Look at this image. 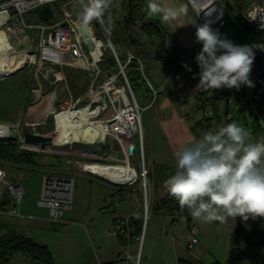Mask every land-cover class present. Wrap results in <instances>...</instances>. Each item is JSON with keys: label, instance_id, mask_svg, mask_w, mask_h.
Instances as JSON below:
<instances>
[{"label": "rangeland", "instance_id": "374dc122", "mask_svg": "<svg viewBox=\"0 0 264 264\" xmlns=\"http://www.w3.org/2000/svg\"><path fill=\"white\" fill-rule=\"evenodd\" d=\"M222 1L226 5H232L235 10L238 8L245 10L251 4L262 3L264 0ZM69 10L74 18H78L80 11L76 4H72ZM234 14H236L235 11ZM60 18L61 14L56 9L53 20ZM133 18L139 21L140 14L138 11L134 12ZM26 20L27 22H40V10L29 12L26 15ZM95 30L97 36L102 37V33L97 28ZM249 33L251 37H254L253 33L250 31ZM221 34L222 36L226 34L232 40L234 39L236 43H247V39L240 29L236 25L231 24L229 15H227V25L223 28ZM116 35L118 39L122 40L117 43V51L123 60H126L128 48L130 47L142 62L144 73L151 83L157 85L160 80L166 79L170 80L168 84L173 83L172 91L168 93L169 90H167V92L162 93L156 101H154L152 94L148 92L144 83H141L137 90L135 89V98L140 105H144V100L147 104H151L150 108L143 111L141 128L146 158L153 165L167 166L171 170L176 169L175 152L180 146L193 141V139L200 138L205 133L202 125H208L210 131H216L219 127L224 126L223 120L221 121L217 114L219 116L225 114L227 100L225 94L230 98L229 118L239 120L240 123L238 125L242 128L244 127V114L241 109L245 104V100L241 90L227 88L212 90L199 86V68L195 62V57L201 50V44L189 53L180 52L191 61L190 68L192 69V71H186L181 75L177 71L178 67H173L169 61L157 59L156 52L161 43L159 35H152L149 31L141 30L137 27L132 28L129 32L122 29ZM117 37L115 38L117 39ZM133 39L136 40V44L131 42ZM103 42L105 49L108 50H104V53L107 54L106 58L103 63L99 64L102 68L107 66L108 53H112V50L107 47V42L105 40ZM35 45L37 44L35 43ZM66 61L71 63L68 59ZM135 63L137 66L138 63L136 61ZM44 68L39 67L37 64L29 65L15 75L0 81V123H21L35 129L39 134L51 136L54 139L57 133H55V120L52 113H54L53 111H59L62 107L65 108L68 105L69 98H64L67 93L65 88L62 87L64 84H61L53 73L46 74ZM102 68L101 70H103ZM55 69L56 73L61 77L65 76L68 82L73 81L76 83L78 80H82L84 84L90 78L89 74L83 72L85 70L75 66L67 65L63 66V68L56 66ZM113 74L117 73L113 72ZM98 82L103 83L104 81ZM188 85L189 89H187ZM84 86L80 89H71L75 99L87 96L89 86L88 84ZM112 86L113 84L111 83L104 85V90L106 88L109 90ZM114 90L109 92L111 93ZM109 92L106 90V92L102 93V101L107 100ZM53 93H55V98L52 100V113L46 112L43 115L44 113L38 103H40L42 98L45 96L49 97ZM90 101V99H86L85 102L81 103V106L87 105ZM165 101L168 104L160 106ZM94 106L97 105L94 104ZM112 111L113 109L110 107L99 118H109ZM209 111H214L216 115L207 117L205 112ZM164 121L168 122V125L163 126L162 122ZM173 123H176L175 134L170 135L174 128ZM176 136L179 139L175 138ZM135 141L139 145L138 136L135 137ZM21 150L35 153L40 162V167L31 169L24 182L27 193L23 200V209L25 213L34 215L43 213L44 216H47L45 211L37 209L36 206L45 168L65 165L64 168L57 169L54 167L53 169L60 171L72 170L73 167L69 162L77 159L83 163L93 160L102 164L124 166L123 162L115 159H98L100 157L98 155H93L97 159L92 158L91 155L90 159H87V157H80V154L76 152L66 153L60 150L42 149L41 147ZM152 164L150 166L151 171L153 169ZM74 177L73 210L65 215L63 222H23L26 228L25 234L37 243L47 245L53 254L56 264H108L123 259L127 244H122L120 238L113 235V220L120 215H127L129 212L139 210L134 201L135 194L132 195L130 200H125L122 203V208L117 210L109 203L111 193L114 192L112 186L103 184L99 179H93L81 174L74 175ZM8 196L9 194L6 195V198ZM153 204L154 199L150 205V218L146 225L143 224L145 226V238L142 250V264H176L173 253H175V249L177 251V244L184 239L188 220L180 217L178 218V224L173 225L174 221L170 215L161 211H153ZM166 217H168V223L163 226L162 223ZM190 218V223L193 222L199 227L201 224H209L205 230L206 242L188 250L186 248L187 253H191V255L196 253L198 258L201 259H193L191 264H210L215 260H222L223 230L226 226L235 225L237 218L235 220L230 217L224 222L215 221L211 223H203L194 219L191 215ZM249 222L252 223V221ZM198 240L202 242V236H198ZM137 246V243L132 241L130 249L132 255H135ZM238 246L239 243L236 241V248ZM12 264L39 263L32 261L31 257L17 254L13 256Z\"/></svg>", "mask_w": 264, "mask_h": 264}, {"label": "built area", "instance_id": "2783aa9c", "mask_svg": "<svg viewBox=\"0 0 264 264\" xmlns=\"http://www.w3.org/2000/svg\"><path fill=\"white\" fill-rule=\"evenodd\" d=\"M186 1L191 6L199 25L210 23L214 30L222 33L223 28L227 25V15H229L231 24L236 25L240 29L247 39V43H235L231 38L226 36V34H224L223 37L231 40L235 45L257 46L253 49L255 52V59L249 77L253 83V87L241 85L239 90L243 92L245 100L243 106V128L249 133V141L255 142L260 138H264V29L260 27V20H264V1L262 3H253L247 9L243 10L241 15L242 24L231 13L228 6L224 4L222 0H213L220 8V12L217 14L212 10L207 11L204 9L203 5L206 0ZM141 2L143 10L146 12V0H142ZM77 3H79V0H0V32L5 33L7 35V40L12 44L10 50L0 53V64L3 58L10 62L9 65H6L5 71H0V81L15 75L29 65L37 64L39 67H45L46 74L53 73V75L57 77V80L61 84H64L62 87L65 88L67 92L64 98H69L68 105L54 112L60 113L64 109L74 110L80 108L79 104L84 99H90V105L96 104L102 107V110L99 111V117L110 107L113 109L109 118L100 120L121 126L122 129L118 127L116 130L121 131V137L124 142L117 139V137H113L111 133L108 135L106 141V155L99 154L98 156L100 157L98 159H115L123 162L131 166L132 175L122 181L115 180L119 183L126 184L117 186L111 185L117 192L111 197L109 203L119 210L122 208V203L125 200H130L133 194H139V199L137 200L139 210L134 211L129 217L118 216L114 219L113 235L117 238H125L127 241V248L124 253V258L112 264H141L145 238L144 225L147 224L150 218V205L154 199V180L152 171L150 170L152 163L146 158L141 119L143 111L150 108L151 104L145 103L144 105H140L137 102L133 89L126 76V66L131 61H136L138 63V70L144 75V79L147 82L154 101L158 99L160 94L165 93L168 89L166 85L156 87L151 83L144 73L142 62L134 53L128 52L127 62L126 64H122L103 21H93L89 26L95 47L97 48L96 40H100L102 43L98 60H95L93 57V52L95 50H87L79 31L80 24L78 23V18H74L69 10L72 4ZM43 6H49L52 9L53 17L57 9L61 14V18L53 20L52 17L49 21L41 20L38 23L27 22L26 15L33 10H40ZM252 18L256 20H252ZM96 28L102 33V37L97 36L95 32ZM249 31L254 34V37L250 36ZM103 40L107 42V47L112 50L118 63L119 72L117 74H108L99 67L106 48ZM35 43L37 45H35ZM20 54L27 56L34 55L35 61L32 62L31 59H29L20 69H15L13 63H15V59ZM13 58H15L14 62ZM66 59L70 60L71 63H67ZM76 62L83 64L80 69L89 72L90 85L87 96L85 95V97H78L75 99L68 84L65 82V77L59 76L56 73L55 67H63L70 64L78 68ZM183 65H188V62ZM183 65L177 68L179 74H184L187 71ZM120 76L123 78V83L120 80ZM98 81L104 82L99 83ZM109 83L113 84V86L109 90L106 88L107 91L109 92L115 89L113 92H109L108 97L112 98V101L109 103H105L104 101L94 102L93 100L95 97L101 98L102 93L106 92L104 90V85ZM188 88L189 86H187V89ZM95 91L96 94L94 95ZM205 115L207 117H212L213 111L205 112ZM236 121L238 124L240 123L239 120ZM256 130H258V132H256ZM12 132L17 134V142L20 144L21 149L31 148L24 145L23 140L25 132L39 134L35 129L29 128L21 123H0V141H8ZM136 136L139 137V145L136 144ZM130 146L134 148L132 153L129 151ZM80 157H87V159H90V155L80 154ZM91 157L96 158L93 155H91ZM69 163L73 167L72 170L60 171L53 168L44 169L41 191L36 206L37 209L46 212V221L62 223L65 215L73 210L74 175L81 174L93 179H99L103 182L108 180L103 177L101 173H97L90 168V166H95L94 164L101 163L93 160L83 163L79 161V159ZM30 171V168L13 166L0 160V207L7 201L13 204L8 210L0 208V217L31 220L39 219V217L34 214L25 213L23 209V200L27 193L24 182ZM165 181L162 185L164 191L168 193ZM7 194H9V196L6 198ZM140 221L144 224H142L141 231L133 234L136 229V223ZM198 236L199 229L196 226H192L187 237V247L195 246L198 243ZM132 241H135L138 245L135 255H132L130 250ZM259 264H264V244L260 248Z\"/></svg>", "mask_w": 264, "mask_h": 264}, {"label": "clouds", "instance_id": "9594fccd", "mask_svg": "<svg viewBox=\"0 0 264 264\" xmlns=\"http://www.w3.org/2000/svg\"><path fill=\"white\" fill-rule=\"evenodd\" d=\"M79 3L78 23L87 29L93 21H103L114 0ZM185 11L183 5L172 7L146 0L147 14H159L169 24ZM260 21L264 29V20ZM195 35L202 45L195 57L199 86L212 90L253 87L249 77L257 46L235 45L210 23L197 25ZM183 67L192 71L188 65ZM248 137L249 133L233 121L180 146L174 154L176 171L165 181L168 194L203 223L224 222L230 217L243 221L264 218V138L251 142Z\"/></svg>", "mask_w": 264, "mask_h": 264}, {"label": "trees", "instance_id": "16d2710c", "mask_svg": "<svg viewBox=\"0 0 264 264\" xmlns=\"http://www.w3.org/2000/svg\"><path fill=\"white\" fill-rule=\"evenodd\" d=\"M142 0H132L129 3V0H114V3L105 18L103 19L104 25L108 32V35L111 39V42L116 50V53L122 62V64H126V60H123L117 51V43L122 40L118 39L116 33L120 30H126L129 32L132 28L137 27L141 30L149 31L152 35H159L161 37V43L158 46V50L156 52V57L160 61H165L168 59L172 64L176 65V67H181L186 63L184 59H181L179 56L173 55V46L171 45L172 39H170L169 33H166L161 26H159L153 19V15L149 16L147 12H144L142 8ZM78 10H81V6L79 3L76 4ZM231 13L237 18V20L242 24V12L243 10L238 8L234 9L232 5H227ZM140 14L139 21L134 20L133 14L134 12ZM234 11L236 14H234ZM117 37V39L115 38ZM120 38V37H119ZM122 39V38H121ZM133 44H136V40H131ZM131 43V44H132ZM121 44V43H120ZM108 50V49H105ZM130 50V47L128 48ZM129 52V51H128ZM127 52V53H128ZM106 53L103 55V63L106 58ZM100 63V64H101ZM189 66V62H188ZM102 68V67H101ZM103 71H106L108 74L113 72L118 73L119 67L117 61L113 55V53H108L107 66L102 68ZM84 73L89 74V72L83 71ZM127 79L133 89L135 94V89L140 87L141 83H144L148 89V92L151 93L148 88L147 82L144 79V75L138 70V65L136 66L135 61H131L125 68ZM142 74V77H141ZM90 76V74H89ZM88 76V77H89ZM120 80L123 83V78L120 76ZM73 82V81H72ZM68 82L70 90L80 89L85 87L84 85H90L89 80L85 81L83 84L82 80H78L76 83ZM71 86V87H70ZM189 89V88H188ZM72 91V90H71ZM152 94V93H151ZM161 95V94H160ZM159 95V96H160ZM158 96V97H159ZM226 99H229L228 105V119L227 124L233 121L237 122L236 119H230V98L227 94H225ZM153 98V97H152ZM227 101V100H226ZM243 113V108L241 109ZM216 113L213 111V116ZM220 120L224 122L225 114L219 116ZM204 128L205 132L210 131L208 125H202V129ZM258 132V130H256ZM0 160L4 161L13 166H22L30 169H35L40 167L39 159L35 153L29 151H23L19 148V143L17 141L8 140V141H0ZM69 165V164H68ZM153 165V164H152ZM65 165H57L50 166L48 168H64ZM45 168V169H48ZM152 175L154 180V204L153 211H161L164 214L170 215L173 218V221L176 222L178 218L183 217L187 218L190 222V213L187 209H182L177 201L172 198L168 193L164 191L163 182L173 175L176 169L171 170L167 166L163 165H153L152 167ZM13 204L10 201H7L5 204L0 207L4 210H8L11 208ZM17 219V220H16ZM12 217H0V264H12V258L14 255L20 254L26 257H31L32 261L39 264H56L55 259L53 257L52 252L50 251L47 245H42L37 243L34 239L29 238L26 234L25 224L23 222L36 221L31 219H20ZM142 222L136 223V229L134 234L141 231ZM252 230L247 227L243 222L237 228V230L233 234L232 238V247L230 250V260L229 264H259L260 258V248L264 244V240H262L260 235H257V240H252V237L247 236L244 237V233L251 232ZM243 236V238H242ZM241 238L243 240V244L245 243L248 246V251H246L241 245ZM236 241H238L239 246L236 248ZM120 242L122 244L126 243L125 238H120ZM250 248V249H249ZM112 264V263H108ZM219 264V263H214Z\"/></svg>", "mask_w": 264, "mask_h": 264}, {"label": "bare ground", "instance_id": "6f19581e", "mask_svg": "<svg viewBox=\"0 0 264 264\" xmlns=\"http://www.w3.org/2000/svg\"><path fill=\"white\" fill-rule=\"evenodd\" d=\"M203 7L207 11L212 10L214 13L216 12V14L220 12L219 6L213 0H206ZM11 45L12 44L10 43V41L7 40V35L5 33L0 32V53L2 52L4 53L10 50ZM96 46L97 48L93 52V57L95 60H98L101 47H102V43L100 40H96ZM14 59L15 58H13V62H14ZM29 59H31V61L34 62L35 56L34 55L27 56L24 54H20L15 59V63H13L14 68L20 69ZM102 60H103V57H102ZM6 61L7 60L5 58L1 60L0 71H5L6 65H9L10 62L9 61L6 62ZM76 65L78 68H80L81 65L83 64L80 62H76ZM99 67L101 69V65ZM126 97H127V94H126ZM53 98H55V93H53L49 97L45 96L44 98H42L40 103H38L39 107L41 106V110L44 113L43 115H45L46 112L47 113L52 112L51 109H52ZM85 100L86 99H84L81 103L85 102ZM93 101L94 102L102 101V99L95 97ZM103 101L105 103H109L112 101V98L107 96V100H103ZM81 103L79 104L80 108H76L74 110L64 109L60 113L53 111L54 113L52 114L55 120V127H56L55 133H57L56 137L53 139L54 143L60 145V144H72L76 141L85 142V143H93V142L100 141L103 139L107 141V137L111 133L113 137H117V139L124 142V140L121 137V131L116 130L118 129V127L122 129L121 126H119L118 124H112V123L110 124L102 120H99L100 119L98 118L100 115L99 111L102 110L101 106L90 105V103H88L87 105L81 106ZM29 147L38 148V146H29ZM81 155H89V154H81ZM94 165L95 166H90L91 169H93V171L97 173H101L103 177L111 181H115V180L122 181L124 179H127L128 176L132 175L131 166H128L126 164H123L124 166L109 165V164H104V163L94 164ZM126 244H127V241H126Z\"/></svg>", "mask_w": 264, "mask_h": 264}, {"label": "crops", "instance_id": "0c3cea01", "mask_svg": "<svg viewBox=\"0 0 264 264\" xmlns=\"http://www.w3.org/2000/svg\"><path fill=\"white\" fill-rule=\"evenodd\" d=\"M159 2L165 6L180 7L183 5L186 7V11L183 14H181L180 17L173 24H169L167 22L162 21L159 14L153 15V19L159 26H161L163 28V30L166 33H169L170 39H172V41H171V45L173 46V50H172L173 53L172 54L173 55L175 54V56L181 57V59H184L186 61V63L189 62V67H191V61H189V59L184 57L180 52L189 53L193 49L195 50V48L200 45L196 41V35H195L196 26L199 24L196 20L194 12L186 0H159ZM233 41L235 42L234 39H233ZM128 51L133 53V51L131 49ZM165 61H169V60L166 59ZM172 65H173V67H176V65H174V64H172ZM169 81L170 80H167V79L166 80H160L159 84H157V85H154L153 83L152 84L156 87H160L161 85H166V87L168 86L167 87V89L169 90L168 93H170L173 89V83L168 84ZM145 103L146 102L144 100L143 104H145ZM167 104H168V102L165 101V102H162L160 106H165ZM162 124H163V126L168 125V122L164 121V122H162ZM173 124H174V128L172 131L173 133L171 132L170 135L175 134L174 130L176 127V123H173ZM175 138L179 139L177 136ZM103 184L109 185L105 182H103ZM113 190H114V192L111 193V197L114 196L117 192V190L114 187H113ZM138 199H139V194H136L135 199H134L136 204L138 203L137 202ZM137 206H138V204H137ZM132 213L133 212H129L127 215H120V216L129 217ZM36 216L39 217V219H36V221H46V216H44L43 213H40L39 215H36ZM164 219L165 220H163V223H162L163 226H165V224L168 223V221H167L168 217H166ZM249 221H252V223H250ZM113 222H114V220H113ZM235 222H236L235 225L232 224V225L226 226L225 229L223 230L224 242H223V247H222L223 248V258H221L222 260L218 259V260H215L214 262H211L210 264H214V263H216V261L219 264H229L230 250L232 247L233 234H234V231L237 230V228L240 226V224L242 222L252 230L251 232L244 233V237L250 236V237H252V240H257V235H260L262 240H264V218L258 217L255 220L250 218L248 221H243L240 217H237V221H235ZM175 224H178V220L173 223V225H175ZM192 226H197V228H199V231H200L199 237L202 236V242L200 240H198V243L195 246H199L203 242L204 243L206 242V231L205 230H206L207 226H209V224L208 225L207 224L206 225L201 224V226L199 227L197 224H195L193 222L190 223L188 221L187 232L185 233L184 239L182 240V242H179V244H177V251L175 249V253H173L174 260H175L176 264H191L193 259L201 260L200 258H198L196 253H192V255H191V253H187V251H186V248H187V250L192 248V247H186L187 246V240H185V239H187L189 229ZM201 228H202V230H201ZM242 238H243V236H242ZM242 238H241V241H242L241 245L243 246V248L246 251H248V246L245 243L243 244Z\"/></svg>", "mask_w": 264, "mask_h": 264}, {"label": "water", "instance_id": "95a60500", "mask_svg": "<svg viewBox=\"0 0 264 264\" xmlns=\"http://www.w3.org/2000/svg\"><path fill=\"white\" fill-rule=\"evenodd\" d=\"M132 0H129V3H131ZM53 17L52 9L49 6H43L40 9V18L43 21H49ZM79 31L81 33V37L84 41V44L88 51H94L95 50V44L92 40V36L90 33L89 27L87 29L79 27ZM228 105H229V99L227 98L226 101V107H225V120L224 125L227 124V115H228ZM9 140L17 141V134L15 132H12V134L9 136ZM24 145L26 146H38L42 148H49L53 150H60L62 152L70 153V152H76L80 154H89V155H106V140H100L93 143H85L76 141L72 144H56L53 142V138L51 136H44L41 134H33L29 132L24 133ZM133 147H129V151L133 152ZM106 183L109 185H122L126 183H119L117 181H110L106 180Z\"/></svg>", "mask_w": 264, "mask_h": 264}]
</instances>
